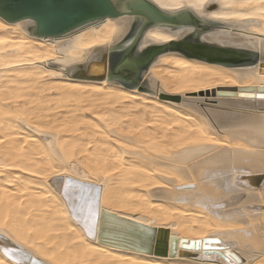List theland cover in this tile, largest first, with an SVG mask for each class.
<instances>
[{
  "label": "bare ground",
  "instance_id": "obj_1",
  "mask_svg": "<svg viewBox=\"0 0 264 264\" xmlns=\"http://www.w3.org/2000/svg\"><path fill=\"white\" fill-rule=\"evenodd\" d=\"M110 1L58 37L0 17V264H264V0H144L205 29L147 25L128 82L108 56L144 19Z\"/></svg>",
  "mask_w": 264,
  "mask_h": 264
},
{
  "label": "water",
  "instance_id": "obj_2",
  "mask_svg": "<svg viewBox=\"0 0 264 264\" xmlns=\"http://www.w3.org/2000/svg\"><path fill=\"white\" fill-rule=\"evenodd\" d=\"M124 12L141 16L144 19V23L129 45L121 50H111L108 56V78L124 82L130 81L135 75L133 70L123 67V65L130 59L139 37L147 25L159 23L176 27L192 26L200 30L205 29V26L200 25L187 12L168 15L144 0L128 1ZM121 14L122 12H119L110 0H0V17L2 19L9 23L30 19L35 23L34 35L39 37H58L87 24L104 20L107 17L115 18ZM168 49L179 50L189 56L213 63L235 65L242 64L246 59L244 54H237L235 50L206 45L196 40L173 42ZM100 64H104V60ZM92 66H89V70ZM239 95L253 96L252 93L244 92Z\"/></svg>",
  "mask_w": 264,
  "mask_h": 264
},
{
  "label": "snow or ice",
  "instance_id": "obj_3",
  "mask_svg": "<svg viewBox=\"0 0 264 264\" xmlns=\"http://www.w3.org/2000/svg\"><path fill=\"white\" fill-rule=\"evenodd\" d=\"M201 3H203V0H201ZM240 19H244L245 17H238ZM192 143H196V141H193ZM65 187H64V192H63V196L65 198H67L68 196V192H67V186H68V182L65 181ZM75 211V209H73V212ZM89 215L91 216L92 220L95 221L97 218H98V215H99V212H98V200H97V203H96V206L93 207L92 205H89ZM91 231V230H89ZM193 243H197V242H193ZM7 254V252H6Z\"/></svg>",
  "mask_w": 264,
  "mask_h": 264
},
{
  "label": "rangeland",
  "instance_id": "obj_4",
  "mask_svg": "<svg viewBox=\"0 0 264 264\" xmlns=\"http://www.w3.org/2000/svg\"><path fill=\"white\" fill-rule=\"evenodd\" d=\"M71 45V43L68 45V46H70ZM60 48H61V45H60ZM61 51H62V49H59V52L61 53Z\"/></svg>",
  "mask_w": 264,
  "mask_h": 264
}]
</instances>
